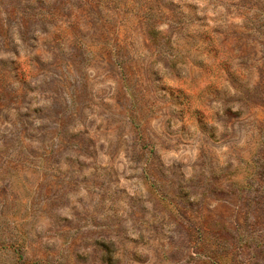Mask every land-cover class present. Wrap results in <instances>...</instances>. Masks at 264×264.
<instances>
[{
	"label": "rangeland",
	"instance_id": "1",
	"mask_svg": "<svg viewBox=\"0 0 264 264\" xmlns=\"http://www.w3.org/2000/svg\"><path fill=\"white\" fill-rule=\"evenodd\" d=\"M0 264H264V0H0Z\"/></svg>",
	"mask_w": 264,
	"mask_h": 264
}]
</instances>
